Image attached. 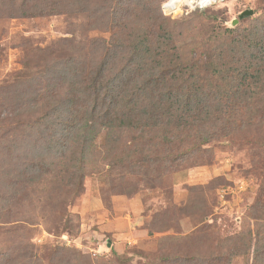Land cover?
Masks as SVG:
<instances>
[{"label":"trees","instance_id":"16d2710c","mask_svg":"<svg viewBox=\"0 0 264 264\" xmlns=\"http://www.w3.org/2000/svg\"><path fill=\"white\" fill-rule=\"evenodd\" d=\"M160 1L0 0V17L67 16L108 36L26 48L21 71L0 82V234L34 225L29 208H49L57 232L70 229L90 174L163 180L226 140L253 151L259 188L249 227L226 251L197 261L171 254L160 264H264V0L258 16L212 27L188 50ZM39 261L24 241L0 250V264Z\"/></svg>","mask_w":264,"mask_h":264},{"label":"rangeland","instance_id":"374dc122","mask_svg":"<svg viewBox=\"0 0 264 264\" xmlns=\"http://www.w3.org/2000/svg\"><path fill=\"white\" fill-rule=\"evenodd\" d=\"M166 1H160L161 9ZM258 2L228 0L204 11L165 16L173 22L179 45L188 50L207 39L212 27L234 28L231 23L240 13L249 9L256 13ZM85 29L67 16L0 17V82L12 81L21 71L26 48L50 47L73 35L82 41L87 36L108 37ZM103 142L102 135L97 142L101 151ZM205 148L208 153L197 164H185L163 180L149 182L141 174L124 177L121 170L107 173L109 168L90 174L82 196L70 207L76 217L72 228L63 230L62 225L57 232L49 208H29L36 215L34 225L0 234V250L24 241L39 264H160L171 254L196 260L226 251L227 239L245 232L251 223L248 210L259 188L250 172L253 151L226 140ZM203 208L204 217L199 212ZM179 209L185 212L177 213ZM229 264L252 262L238 257Z\"/></svg>","mask_w":264,"mask_h":264},{"label":"built area","instance_id":"2783aa9c","mask_svg":"<svg viewBox=\"0 0 264 264\" xmlns=\"http://www.w3.org/2000/svg\"><path fill=\"white\" fill-rule=\"evenodd\" d=\"M171 0H167L163 6L162 10L166 16H183L196 11H204L215 7L216 5L223 4L228 0H174V2L169 5Z\"/></svg>","mask_w":264,"mask_h":264},{"label":"water","instance_id":"95a60500","mask_svg":"<svg viewBox=\"0 0 264 264\" xmlns=\"http://www.w3.org/2000/svg\"><path fill=\"white\" fill-rule=\"evenodd\" d=\"M253 15H254V10H252V9L245 10L242 13H240L239 17L237 19H234L231 24L233 27H236L239 24L240 20H242L246 17H251ZM109 246H110V244H109Z\"/></svg>","mask_w":264,"mask_h":264},{"label":"bare ground","instance_id":"6f19581e","mask_svg":"<svg viewBox=\"0 0 264 264\" xmlns=\"http://www.w3.org/2000/svg\"><path fill=\"white\" fill-rule=\"evenodd\" d=\"M173 2H174V0H171V1L169 2V5H171Z\"/></svg>","mask_w":264,"mask_h":264}]
</instances>
